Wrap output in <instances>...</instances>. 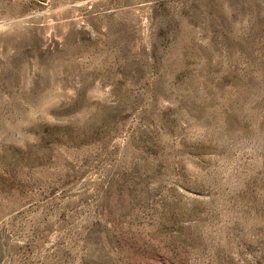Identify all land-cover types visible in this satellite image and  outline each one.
Masks as SVG:
<instances>
[{
    "label": "rangeland",
    "instance_id": "374dc122",
    "mask_svg": "<svg viewBox=\"0 0 264 264\" xmlns=\"http://www.w3.org/2000/svg\"><path fill=\"white\" fill-rule=\"evenodd\" d=\"M0 264H264V0H0Z\"/></svg>",
    "mask_w": 264,
    "mask_h": 264
}]
</instances>
